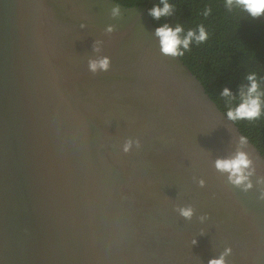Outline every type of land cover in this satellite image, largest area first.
I'll use <instances>...</instances> for the list:
<instances>
[{"label": "water", "instance_id": "water-1", "mask_svg": "<svg viewBox=\"0 0 264 264\" xmlns=\"http://www.w3.org/2000/svg\"><path fill=\"white\" fill-rule=\"evenodd\" d=\"M147 9L0 0V264H264V154Z\"/></svg>", "mask_w": 264, "mask_h": 264}, {"label": "trees", "instance_id": "trees-1", "mask_svg": "<svg viewBox=\"0 0 264 264\" xmlns=\"http://www.w3.org/2000/svg\"><path fill=\"white\" fill-rule=\"evenodd\" d=\"M133 7L146 6L148 14L154 7L163 8L161 0H115ZM171 14L155 19L157 28L165 24L175 29L183 40L189 31L199 35L203 26L207 39H192L188 49L182 46L179 55L206 86L209 94L226 112L241 101V92L250 86L247 77L255 75L261 94V115L258 119L237 120L241 132L264 154V15L253 18L233 5L229 10L226 0H167ZM207 13V15H206ZM225 89L231 93L224 96Z\"/></svg>", "mask_w": 264, "mask_h": 264}, {"label": "clouds", "instance_id": "clouds-1", "mask_svg": "<svg viewBox=\"0 0 264 264\" xmlns=\"http://www.w3.org/2000/svg\"><path fill=\"white\" fill-rule=\"evenodd\" d=\"M161 3L164 4L163 8L154 7L149 13L155 19H159L161 16H167L171 14V6L168 4L167 0H161ZM226 5L228 6L229 10H231L232 6L235 5L247 12L253 18H258L264 15V0H226ZM113 11L114 13H118L119 9L116 8ZM181 32V27L177 26L175 29H173L166 24L163 27L156 29V36L161 42V51L165 55L182 56L183 52L180 51L181 46L184 49H188L192 39H195L197 42H203L207 39V33L203 26L199 28V35L189 31L183 40L180 39L179 34ZM98 67L103 70H107L108 60L104 59L99 63L93 62L90 64L92 71H96ZM247 79L250 86L247 88L246 93L243 91L241 92L242 102L238 107L235 109H230L227 113L228 118L232 121L245 119L252 121L258 119L261 115V94L258 91L256 77L253 74L249 75ZM223 95L230 96L231 93L228 91V89H225ZM240 142L242 144L247 143V137L242 136L240 138ZM251 167L252 161L248 159L244 152H238L235 157L231 159L216 161V168L221 172L228 173L230 182L237 186L246 184L248 177L252 174V172L249 171ZM247 187L250 188L251 184L247 183ZM181 215L185 218H190L192 216V210L182 209ZM209 264H224L223 258L219 260H210Z\"/></svg>", "mask_w": 264, "mask_h": 264}]
</instances>
